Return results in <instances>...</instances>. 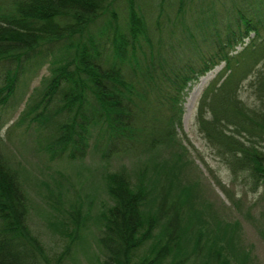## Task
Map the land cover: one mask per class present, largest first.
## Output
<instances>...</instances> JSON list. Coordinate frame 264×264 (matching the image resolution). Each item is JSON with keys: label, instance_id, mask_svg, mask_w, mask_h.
Instances as JSON below:
<instances>
[{"label": "trees", "instance_id": "16d2710c", "mask_svg": "<svg viewBox=\"0 0 264 264\" xmlns=\"http://www.w3.org/2000/svg\"><path fill=\"white\" fill-rule=\"evenodd\" d=\"M193 1L185 0L187 20L184 0H0V61L13 63L0 80V129L19 73L47 59L49 75L13 125L35 124L51 158L81 159L94 128L102 159L175 143L180 163L185 89L222 63L199 95L198 131L232 174L264 188V0ZM244 85L259 106L240 97ZM16 166L0 143V264H51L26 224ZM146 167L133 182L123 172L99 173L110 203L92 217L71 204L54 228L69 240L53 264L77 248L95 264H255L240 248L237 222L203 229L173 170L154 161L147 175Z\"/></svg>", "mask_w": 264, "mask_h": 264}, {"label": "rangeland", "instance_id": "374dc122", "mask_svg": "<svg viewBox=\"0 0 264 264\" xmlns=\"http://www.w3.org/2000/svg\"><path fill=\"white\" fill-rule=\"evenodd\" d=\"M164 1H171L176 5V0ZM196 1L193 2L196 4ZM191 6L192 4L184 0V9H187L184 15L187 20ZM12 67L13 63L7 60L0 61V80L4 69ZM221 67L222 63L215 65L190 82L185 89L181 104L180 129L177 132V139L183 146L182 160L177 163L173 159L177 148L175 143L155 148L138 157L102 159L92 147L96 133L94 128L91 129L92 135L81 159L51 158L37 142L35 124H27L24 120L13 125L28 99L42 87L41 79L49 75L47 59L32 66H25L24 71L19 73L13 94L2 111L1 117L6 123L0 129V143L4 156L10 160L12 166L13 162L17 164L25 198L26 224L39 240L51 264L56 261L69 240V237L60 234L58 229L56 232L54 228H59L62 219L67 221V212L73 208L71 204H82V211L89 209V216L92 217L96 210L101 208L102 202L110 203L102 191L99 173L105 169L123 172L124 176L133 182L136 173L144 165H147L146 174L150 175L154 161L164 163L173 170V184L186 189L184 196L191 205L192 218L196 219L203 229L214 230L217 223L237 222L240 248L249 253L253 263L264 264V239L261 235V231L264 232V188L252 190V185L244 173L232 174L202 137L195 121L199 95ZM240 97L249 104L259 106L245 85L240 90ZM149 156H152L150 162L147 161ZM87 225L93 227L90 219ZM73 230L68 227L69 232ZM93 233L95 234V231ZM92 236L88 235L87 248L91 255L96 252ZM74 251L63 257L59 264H95L93 258L88 260L81 249Z\"/></svg>", "mask_w": 264, "mask_h": 264}, {"label": "bare ground", "instance_id": "6f19581e", "mask_svg": "<svg viewBox=\"0 0 264 264\" xmlns=\"http://www.w3.org/2000/svg\"><path fill=\"white\" fill-rule=\"evenodd\" d=\"M202 81L204 82L205 81V78H203Z\"/></svg>", "mask_w": 264, "mask_h": 264}]
</instances>
